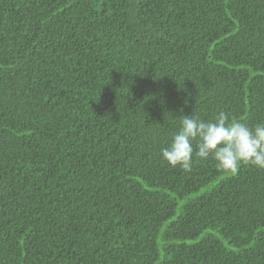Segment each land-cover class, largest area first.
<instances>
[{"label": "trees", "instance_id": "obj_1", "mask_svg": "<svg viewBox=\"0 0 264 264\" xmlns=\"http://www.w3.org/2000/svg\"><path fill=\"white\" fill-rule=\"evenodd\" d=\"M221 111L264 123V0H0V264H264V169L161 156Z\"/></svg>", "mask_w": 264, "mask_h": 264}, {"label": "clouds", "instance_id": "obj_2", "mask_svg": "<svg viewBox=\"0 0 264 264\" xmlns=\"http://www.w3.org/2000/svg\"><path fill=\"white\" fill-rule=\"evenodd\" d=\"M162 159L190 172L193 157L216 161L218 170L236 173L242 164L264 169V123L249 126L221 111L214 121L183 115Z\"/></svg>", "mask_w": 264, "mask_h": 264}]
</instances>
